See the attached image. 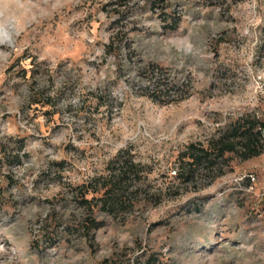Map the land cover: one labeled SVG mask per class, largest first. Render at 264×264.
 Returning <instances> with one entry per match:
<instances>
[{"label": "rangeland", "instance_id": "1", "mask_svg": "<svg viewBox=\"0 0 264 264\" xmlns=\"http://www.w3.org/2000/svg\"><path fill=\"white\" fill-rule=\"evenodd\" d=\"M152 1L0 0V264H264V154L177 178L189 145L264 122V0ZM102 178L121 205L82 196Z\"/></svg>", "mask_w": 264, "mask_h": 264}, {"label": "trees", "instance_id": "2", "mask_svg": "<svg viewBox=\"0 0 264 264\" xmlns=\"http://www.w3.org/2000/svg\"><path fill=\"white\" fill-rule=\"evenodd\" d=\"M142 0H111L110 7L115 14L123 17L125 13L131 14V7ZM171 0H153L151 2L152 8H160V12L163 14L168 8V3ZM180 23V16L174 15L171 23L166 25V30L174 31L178 28ZM124 33H121L122 35ZM117 34L108 45V51H111L115 45H120L121 36ZM117 38V40H115ZM23 145L21 144L18 149V154L14 156V159L18 164H21L22 158L26 156V153L22 154ZM227 153L237 154L243 161L259 157L264 154V122L260 120H250L245 118L232 127V130L222 132L219 137L215 138L206 147L203 144H191L187 147V151L183 154L184 159L190 160L185 162L180 173L177 175L178 179L193 180L196 173L200 171V168L205 166L204 170L207 174L213 175V180L224 175V164H227ZM123 158L121 153L117 158V165L120 168L119 184L126 182L130 174L138 176V164L133 159ZM115 163L112 162L110 167ZM103 179V178H102ZM94 179L90 185H95L96 189L93 191L84 192L82 196L88 195L90 192L93 194H100L99 200L101 208L104 210L108 207L113 209L115 206H119L123 203V194L120 193L122 188H117L111 179ZM102 181H106L101 183ZM110 182V183H108ZM95 198V197H94ZM92 198V200L94 199ZM88 204L91 201L84 199ZM87 209L93 211L91 206H87ZM84 223V230L90 231L91 229H99L103 224L93 221V219L86 220Z\"/></svg>", "mask_w": 264, "mask_h": 264}, {"label": "built area", "instance_id": "3", "mask_svg": "<svg viewBox=\"0 0 264 264\" xmlns=\"http://www.w3.org/2000/svg\"><path fill=\"white\" fill-rule=\"evenodd\" d=\"M176 173H177V172H175V174H176ZM251 177L254 179V176L251 175Z\"/></svg>", "mask_w": 264, "mask_h": 264}, {"label": "clouds", "instance_id": "4", "mask_svg": "<svg viewBox=\"0 0 264 264\" xmlns=\"http://www.w3.org/2000/svg\"><path fill=\"white\" fill-rule=\"evenodd\" d=\"M0 35H3L2 31H0Z\"/></svg>", "mask_w": 264, "mask_h": 264}]
</instances>
